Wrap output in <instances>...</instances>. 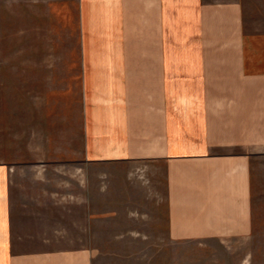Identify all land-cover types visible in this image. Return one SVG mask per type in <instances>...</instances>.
I'll return each instance as SVG.
<instances>
[{
    "label": "crops",
    "instance_id": "crops-1",
    "mask_svg": "<svg viewBox=\"0 0 264 264\" xmlns=\"http://www.w3.org/2000/svg\"><path fill=\"white\" fill-rule=\"evenodd\" d=\"M77 1V110L25 129L21 156L0 136V264H175L248 240L264 0Z\"/></svg>",
    "mask_w": 264,
    "mask_h": 264
},
{
    "label": "rangeland",
    "instance_id": "rangeland-1",
    "mask_svg": "<svg viewBox=\"0 0 264 264\" xmlns=\"http://www.w3.org/2000/svg\"><path fill=\"white\" fill-rule=\"evenodd\" d=\"M77 3L0 0V136L14 139L19 156L25 129L32 136L39 129L52 134L56 123L78 108ZM253 167L248 240L191 242L184 251L176 248L175 264H264V158Z\"/></svg>",
    "mask_w": 264,
    "mask_h": 264
}]
</instances>
